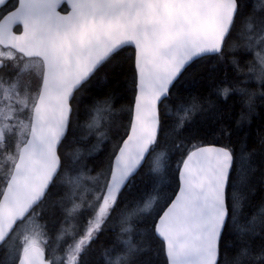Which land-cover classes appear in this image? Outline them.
Wrapping results in <instances>:
<instances>
[{
    "label": "snow or ice",
    "instance_id": "obj_1",
    "mask_svg": "<svg viewBox=\"0 0 264 264\" xmlns=\"http://www.w3.org/2000/svg\"><path fill=\"white\" fill-rule=\"evenodd\" d=\"M0 264H264V0H0Z\"/></svg>",
    "mask_w": 264,
    "mask_h": 264
}]
</instances>
